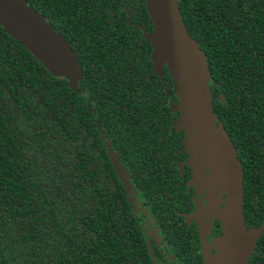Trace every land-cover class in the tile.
Wrapping results in <instances>:
<instances>
[{"label": "trees", "instance_id": "obj_1", "mask_svg": "<svg viewBox=\"0 0 264 264\" xmlns=\"http://www.w3.org/2000/svg\"><path fill=\"white\" fill-rule=\"evenodd\" d=\"M26 1L77 54L83 70L79 88L100 113V103L107 102L103 121L113 106L132 112L147 104L120 121L128 126L135 119L164 130L160 122L170 119L161 106L165 92L172 103L177 96L166 68L160 76L150 69V49L139 29L151 33L145 0L121 3L136 13L129 19L136 28L125 23L117 0ZM177 8L205 58L215 125L226 133L241 169L244 224L256 230L264 223V0H177ZM89 71L118 77L123 90L104 81L91 84ZM95 84L104 86L105 95ZM82 104L64 80L50 77L0 28V264H157L109 162L92 158L97 140ZM80 114L83 129L72 132L71 116ZM142 161L145 171L130 167L135 188L144 199L153 196L148 203L161 232L188 233L174 213L184 205L172 195L176 187L166 190L151 179L149 160ZM263 232L254 251L264 247ZM181 242L174 246L178 252ZM250 255L247 264H257ZM197 258L182 253L174 264H200Z\"/></svg>", "mask_w": 264, "mask_h": 264}, {"label": "water", "instance_id": "obj_2", "mask_svg": "<svg viewBox=\"0 0 264 264\" xmlns=\"http://www.w3.org/2000/svg\"><path fill=\"white\" fill-rule=\"evenodd\" d=\"M144 3L152 25L151 33L145 35L151 46L152 70L160 76L161 68H166L178 99L172 111L180 115L178 123L185 132L184 150L208 171L205 206L197 208L192 218L198 225L215 219L220 235L214 239V253L202 254L203 264H247L263 228L245 227L241 169L226 133L215 125L205 58L184 29L177 0ZM0 28L47 72L65 79L71 90L76 89L81 71L74 53L25 0H0Z\"/></svg>", "mask_w": 264, "mask_h": 264}, {"label": "flooded vegetation", "instance_id": "obj_3", "mask_svg": "<svg viewBox=\"0 0 264 264\" xmlns=\"http://www.w3.org/2000/svg\"><path fill=\"white\" fill-rule=\"evenodd\" d=\"M115 3L120 8V11L124 12L125 23H127L129 27L136 28L134 24L129 23V19L133 14V10H128L127 7L121 5V3L125 4L124 0H117ZM28 5L30 6L29 3ZM62 10L63 6L59 1V18H57L58 21L61 18ZM37 13L41 17H43L39 12ZM135 14L136 13H134L133 15ZM150 26L152 30L151 22ZM141 28L142 27H140L139 29L145 40L146 49H150L148 55L150 61L151 46L144 37V35H147L149 32L144 31L143 33V30ZM56 33L62 36L65 43L72 50L77 59L78 66L81 71V76L76 84V89L71 90L68 87L67 81L65 79L52 76L37 61L36 62L50 77L54 79L64 80L65 85L70 93H73L76 97L82 98V102L84 103L82 104V106L85 105L87 110L86 125L93 129L96 135L95 140H97L98 142H94V145L91 148L93 155L92 158L105 156V158L109 162L113 170V177L115 178L117 185L120 187L121 197L123 201L126 202V205L131 211L132 215L137 218L138 228L142 232L146 245L149 246L150 253L155 255L157 264H161L162 260L163 264H174L176 262V257L179 261L182 253H194L196 256H198L197 259H199L200 264H202L203 251L207 254L214 253L212 244L214 239L220 235V231L218 228L219 222H217L213 218H209L204 221L205 224H203V226L205 227L207 223L208 230L204 236V242L201 243L198 225L195 221L190 220V216L198 207L203 208L205 206L206 189L204 187L202 190V187H196L193 184V167L189 161V154L187 150H184V147L182 145L185 132L180 123H178V118L180 116L178 111H172V108L178 102V100L175 99V102L172 103V98L168 97V93L165 92L166 89H162L167 96V100L163 102L161 106L163 107V110L164 108H168V113L167 115H165V117H168V115L170 117L168 121L166 120L167 123L166 121L160 122L164 130H162V128L157 124L154 125V123H151L150 125H143L140 121L135 119H130L129 121H133V123L129 124L128 126L124 125L122 123L123 121H120L121 119H124V116L126 115L132 117L135 116L134 114H140V112H142L145 108H148L149 105L147 104L142 106V108L137 107L132 112H126L124 106L123 109H116L113 106L111 110L107 111L108 119L106 121H103L106 114L105 105L107 102L100 103V108L102 110V112L100 113L99 108L97 107L93 98H89L87 95V91H82L79 88L83 70L82 66L79 63L77 54L69 46L62 33ZM147 43L149 44L148 47ZM25 52L29 54L27 51ZM120 60L121 59H119V61ZM151 67L152 66H150V69L152 70ZM86 77L91 84L104 81L106 84L112 85L114 89H117V92H121L123 90L121 89L123 88L122 81L118 77L109 79L104 74L102 75L98 71H89L86 73ZM94 86L96 87L97 92L101 90L105 95L106 89L104 88V86H101L99 84H95ZM134 89L140 90L138 88ZM60 100L61 98L58 99V101ZM25 108H27V106H25ZM12 110L14 112L16 110V107L14 105H12ZM80 116L81 114L75 115V117L73 118L71 116V123L73 124L72 132L83 129L81 121L78 120V117ZM163 116L164 114L162 115V118ZM145 158L149 160L145 167L146 171L151 173V179H155L157 183L161 184L163 187L165 186L166 190H171L175 186L176 189L172 192V195L175 192L173 196L176 200H184V205L182 206V208H180V212L174 211V213L181 218V221L184 223L185 228H189L188 233H162L160 227L156 223L154 216L152 215L150 204L148 203L151 199H153V196H151V198L144 199L141 193L142 190L140 188H135L136 178L133 174V169L130 167L136 166L137 170L145 171L143 164L144 162L142 161V159ZM104 171L105 169H102L101 173L106 177L105 174L108 171ZM207 173V169H204L205 179L207 177ZM138 174L139 173L137 172V175ZM146 177L150 179L149 173L146 174ZM137 179L139 178L137 177ZM111 180L115 183L114 179ZM197 194H201V196H197ZM261 224L262 225L257 227L256 229L262 227V230H264V223L262 222ZM245 227L249 230H254L251 226ZM166 239L169 241L167 242ZM176 240L182 241L180 245L181 252H178V247L174 248ZM252 253L253 258L257 262V264H264V247L258 248L257 250L255 249V251L253 249ZM250 257L251 255L249 256V258Z\"/></svg>", "mask_w": 264, "mask_h": 264}, {"label": "rangeland", "instance_id": "obj_4", "mask_svg": "<svg viewBox=\"0 0 264 264\" xmlns=\"http://www.w3.org/2000/svg\"><path fill=\"white\" fill-rule=\"evenodd\" d=\"M189 161H190V164L192 165V170H193V184H194V186H196V187H202V190H203V188L205 187V175H204V169H205V167H204V164L202 163V162H200L199 160H193V159H191L190 157H189ZM202 192V191H201ZM201 196V194H197V196ZM198 208H200V207H198ZM197 210V209H196ZM195 210V211H196ZM193 215V214H192ZM192 215L190 216V220L191 221H195L193 218H192ZM205 221V220H204ZM204 221H202V223H201V225H198V231H199V233H200V242L202 243V242H204V236H205V234H206V232H207V230H208V225H207V223H206V226L204 227L203 226V224H205L204 223ZM196 222V221H195ZM197 223V222H196ZM200 227V228H199ZM202 233V234H201ZM213 243H214V241H213ZM212 247H213V244H212ZM214 249V248H213ZM202 254H207L206 252H202Z\"/></svg>", "mask_w": 264, "mask_h": 264}]
</instances>
